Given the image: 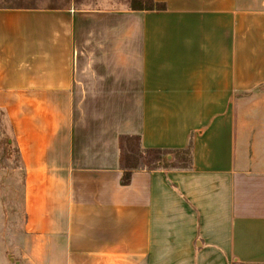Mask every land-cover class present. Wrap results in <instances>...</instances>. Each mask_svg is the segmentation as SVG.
Segmentation results:
<instances>
[{
  "label": "crops",
  "instance_id": "obj_1",
  "mask_svg": "<svg viewBox=\"0 0 264 264\" xmlns=\"http://www.w3.org/2000/svg\"><path fill=\"white\" fill-rule=\"evenodd\" d=\"M16 1L0 112L24 172L17 264H264V0ZM122 136L190 156L124 185Z\"/></svg>",
  "mask_w": 264,
  "mask_h": 264
},
{
  "label": "rangeland",
  "instance_id": "obj_2",
  "mask_svg": "<svg viewBox=\"0 0 264 264\" xmlns=\"http://www.w3.org/2000/svg\"><path fill=\"white\" fill-rule=\"evenodd\" d=\"M68 2L69 0L16 1L17 5L32 7L66 6ZM180 158L183 160L185 156L182 154ZM23 174L17 148L14 146L4 114L0 112V264H17L22 254L14 251L13 245L28 241V236L17 231L24 224ZM2 245H5V250Z\"/></svg>",
  "mask_w": 264,
  "mask_h": 264
},
{
  "label": "trees",
  "instance_id": "obj_3",
  "mask_svg": "<svg viewBox=\"0 0 264 264\" xmlns=\"http://www.w3.org/2000/svg\"><path fill=\"white\" fill-rule=\"evenodd\" d=\"M132 8L147 9V10H163L166 8L164 3H158L154 0H130ZM137 137H121L120 148H121V163L124 168V176L122 183L127 185L130 183L131 176L134 170L139 168H157L167 167L174 163L173 157L169 159V156L182 154L185 156L184 162L190 156L188 150L173 153L160 150H141L140 142ZM175 166V164H173Z\"/></svg>",
  "mask_w": 264,
  "mask_h": 264
}]
</instances>
